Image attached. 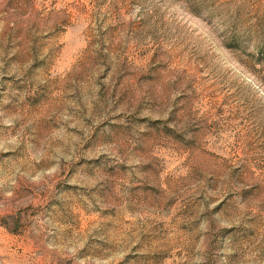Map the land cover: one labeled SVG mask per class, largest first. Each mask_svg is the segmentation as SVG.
Here are the masks:
<instances>
[{"label": "rangeland", "instance_id": "374dc122", "mask_svg": "<svg viewBox=\"0 0 264 264\" xmlns=\"http://www.w3.org/2000/svg\"><path fill=\"white\" fill-rule=\"evenodd\" d=\"M0 264H264V0H0Z\"/></svg>", "mask_w": 264, "mask_h": 264}]
</instances>
